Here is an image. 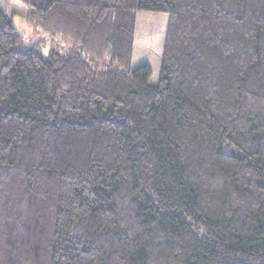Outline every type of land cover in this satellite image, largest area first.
<instances>
[{
  "label": "trees",
  "instance_id": "16d2710c",
  "mask_svg": "<svg viewBox=\"0 0 264 264\" xmlns=\"http://www.w3.org/2000/svg\"><path fill=\"white\" fill-rule=\"evenodd\" d=\"M17 1L59 43L0 10V264H264V0Z\"/></svg>",
  "mask_w": 264,
  "mask_h": 264
},
{
  "label": "rangeland",
  "instance_id": "374dc122",
  "mask_svg": "<svg viewBox=\"0 0 264 264\" xmlns=\"http://www.w3.org/2000/svg\"><path fill=\"white\" fill-rule=\"evenodd\" d=\"M0 10L16 27L26 46L45 41L57 45L59 40L42 30L34 29L26 23L28 8L17 0H0ZM169 17L164 14L141 12L137 14L136 34L133 48L132 69L148 65L153 73L150 84L157 86L165 46ZM154 39V40H153ZM156 40L154 49L150 47ZM155 43V42H154ZM152 49V50H151ZM148 50H151L150 52ZM48 50L45 51V55ZM227 150L231 148L227 147Z\"/></svg>",
  "mask_w": 264,
  "mask_h": 264
}]
</instances>
